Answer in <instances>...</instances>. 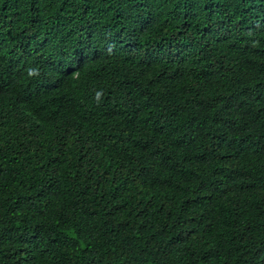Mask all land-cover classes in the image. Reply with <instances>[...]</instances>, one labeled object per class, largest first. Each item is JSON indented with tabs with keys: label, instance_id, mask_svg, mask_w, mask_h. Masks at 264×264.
<instances>
[{
	"label": "trees",
	"instance_id": "1",
	"mask_svg": "<svg viewBox=\"0 0 264 264\" xmlns=\"http://www.w3.org/2000/svg\"><path fill=\"white\" fill-rule=\"evenodd\" d=\"M264 0H0V264H264Z\"/></svg>",
	"mask_w": 264,
	"mask_h": 264
},
{
	"label": "clouds",
	"instance_id": "2",
	"mask_svg": "<svg viewBox=\"0 0 264 264\" xmlns=\"http://www.w3.org/2000/svg\"><path fill=\"white\" fill-rule=\"evenodd\" d=\"M255 129L256 132L260 133V135L264 137V124L256 126Z\"/></svg>",
	"mask_w": 264,
	"mask_h": 264
}]
</instances>
